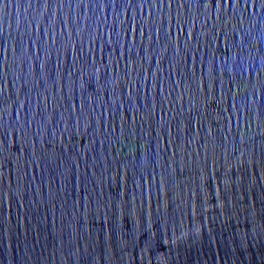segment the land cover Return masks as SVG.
<instances>
[{
  "label": "water",
  "instance_id": "obj_1",
  "mask_svg": "<svg viewBox=\"0 0 264 264\" xmlns=\"http://www.w3.org/2000/svg\"><path fill=\"white\" fill-rule=\"evenodd\" d=\"M0 264H264V0H0Z\"/></svg>",
  "mask_w": 264,
  "mask_h": 264
}]
</instances>
